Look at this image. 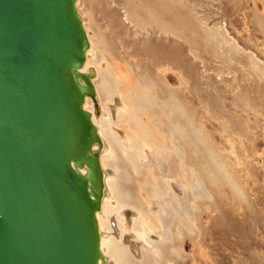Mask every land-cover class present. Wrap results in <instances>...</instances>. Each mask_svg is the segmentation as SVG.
<instances>
[{
  "label": "rangeland",
  "instance_id": "rangeland-1",
  "mask_svg": "<svg viewBox=\"0 0 264 264\" xmlns=\"http://www.w3.org/2000/svg\"><path fill=\"white\" fill-rule=\"evenodd\" d=\"M82 1L104 60L128 65L138 85L160 78L161 100L171 82L178 118H190L191 166L203 196L187 190L186 212L173 200L166 213L152 207L159 229L167 223L171 231L159 264H264V2ZM155 112L152 133L170 136L162 110ZM168 164L181 180L175 160ZM154 228L134 234L150 244Z\"/></svg>",
  "mask_w": 264,
  "mask_h": 264
},
{
  "label": "water",
  "instance_id": "water-1",
  "mask_svg": "<svg viewBox=\"0 0 264 264\" xmlns=\"http://www.w3.org/2000/svg\"><path fill=\"white\" fill-rule=\"evenodd\" d=\"M87 47L75 0H0V264L100 258Z\"/></svg>",
  "mask_w": 264,
  "mask_h": 264
},
{
  "label": "bare ground",
  "instance_id": "bare-ground-1",
  "mask_svg": "<svg viewBox=\"0 0 264 264\" xmlns=\"http://www.w3.org/2000/svg\"><path fill=\"white\" fill-rule=\"evenodd\" d=\"M83 5L82 0H75V8L88 42L80 72L90 74L95 98L85 96L82 107L90 112L103 142L99 150V163L104 191L100 207L95 213L100 253L97 264H159L162 258L160 245L171 240V231L167 223L162 224L164 230L161 225V229L157 226V208L162 211L173 200L182 212H186L182 204L187 190L192 192L197 187L200 189L197 192L203 196L201 177L193 173L191 166L193 147L190 142V118H178L175 99L170 91L171 82L163 83L168 95L161 100L159 91V95L156 92L160 78L154 79L150 85H138L128 65L104 60L90 30ZM157 72L161 73L160 68H157ZM137 87L140 90L136 96ZM155 109L162 110L165 115L170 136L160 138L162 134L152 133L158 119ZM139 114L143 116L138 119ZM93 148H97V145H93ZM170 157L175 160V172H179L181 180L175 177L169 167ZM145 187L150 190L147 194L143 192ZM180 188L182 198L178 196ZM157 227L158 233L149 237L150 244L145 242V237H141L142 240L137 238L138 233L143 234ZM134 231L138 233L134 234ZM136 240L138 242H134ZM171 251H175L174 248H170ZM166 264L173 262L167 260Z\"/></svg>",
  "mask_w": 264,
  "mask_h": 264
}]
</instances>
